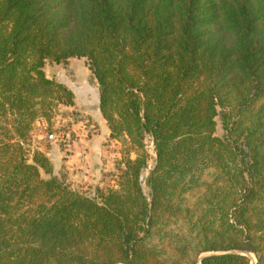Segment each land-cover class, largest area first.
I'll use <instances>...</instances> for the list:
<instances>
[{
  "label": "trees",
  "instance_id": "1",
  "mask_svg": "<svg viewBox=\"0 0 264 264\" xmlns=\"http://www.w3.org/2000/svg\"><path fill=\"white\" fill-rule=\"evenodd\" d=\"M71 59L130 146L93 197L24 147L74 105L44 71ZM233 251L264 264V0H0V264H251Z\"/></svg>",
  "mask_w": 264,
  "mask_h": 264
},
{
  "label": "rangeland",
  "instance_id": "2",
  "mask_svg": "<svg viewBox=\"0 0 264 264\" xmlns=\"http://www.w3.org/2000/svg\"><path fill=\"white\" fill-rule=\"evenodd\" d=\"M44 71L49 79L73 92L74 105L56 102L48 113V119L40 116L36 120L24 142L29 159L35 152L44 154L54 166L56 176L64 179L73 190L91 197L97 189L116 188L118 166L126 158L130 146L128 141L108 136V125L95 108L99 87L87 60L71 59L67 65L48 61ZM216 135H224L219 119ZM146 145L151 156V170L156 155L151 139H147ZM130 155L135 159L133 153ZM144 191L149 193L145 185ZM252 259L257 263L254 255Z\"/></svg>",
  "mask_w": 264,
  "mask_h": 264
},
{
  "label": "water",
  "instance_id": "3",
  "mask_svg": "<svg viewBox=\"0 0 264 264\" xmlns=\"http://www.w3.org/2000/svg\"><path fill=\"white\" fill-rule=\"evenodd\" d=\"M224 254H226V253H218V254H210V253H209V254L202 255V257H201L200 260H199V264H201V262H202L205 258H207V257L214 256V255H224ZM227 254H237V255L246 256V257H248V258L250 259L251 264H257V263L254 262V260L252 259V255L249 254V253H244V252H239V251H233V252H230V253H227Z\"/></svg>",
  "mask_w": 264,
  "mask_h": 264
},
{
  "label": "crops",
  "instance_id": "4",
  "mask_svg": "<svg viewBox=\"0 0 264 264\" xmlns=\"http://www.w3.org/2000/svg\"><path fill=\"white\" fill-rule=\"evenodd\" d=\"M99 102H100V93H96V97H95L96 105H95V108H96V110L98 111V113L100 115L101 113H100V110H99ZM108 136L110 137V135H108ZM97 140H98V138H97Z\"/></svg>",
  "mask_w": 264,
  "mask_h": 264
}]
</instances>
